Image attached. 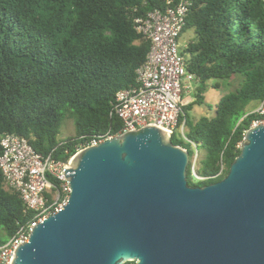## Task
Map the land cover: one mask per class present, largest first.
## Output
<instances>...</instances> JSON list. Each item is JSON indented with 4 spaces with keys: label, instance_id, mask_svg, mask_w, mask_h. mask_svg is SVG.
<instances>
[{
    "label": "trees",
    "instance_id": "trees-1",
    "mask_svg": "<svg viewBox=\"0 0 264 264\" xmlns=\"http://www.w3.org/2000/svg\"><path fill=\"white\" fill-rule=\"evenodd\" d=\"M186 1L181 32L190 30L193 38L180 52L195 77V93L181 106L178 125L184 122L191 144L174 136L170 141L189 153L188 185L205 186L227 175L243 132L256 119L247 108L264 100V0ZM178 3L0 0V137L14 134L36 153L66 163L78 145L114 131L115 94L134 86L150 47L133 21ZM234 78L237 87L217 100L211 115L190 118L193 107L204 103L205 87L219 89ZM64 119L72 121L74 135L58 141ZM195 154L201 181L191 175ZM32 218L5 188L0 170V246Z\"/></svg>",
    "mask_w": 264,
    "mask_h": 264
},
{
    "label": "water",
    "instance_id": "water-1",
    "mask_svg": "<svg viewBox=\"0 0 264 264\" xmlns=\"http://www.w3.org/2000/svg\"><path fill=\"white\" fill-rule=\"evenodd\" d=\"M188 151L153 126L80 150L66 204L11 264H264V124L220 181L190 186Z\"/></svg>",
    "mask_w": 264,
    "mask_h": 264
},
{
    "label": "built area",
    "instance_id": "built-area-1",
    "mask_svg": "<svg viewBox=\"0 0 264 264\" xmlns=\"http://www.w3.org/2000/svg\"><path fill=\"white\" fill-rule=\"evenodd\" d=\"M186 5V0H179L175 6L134 19L135 31L149 41L150 47L144 62L135 71L134 86L120 89L115 94L110 115L117 118L119 125L114 131H106L84 145H78L74 155L85 147L96 146L143 126L159 128L170 137L176 133L175 139L191 144L186 137L184 122L178 125L182 96L189 89V83L195 80L187 71L186 58L177 44ZM251 113L256 119L249 128L263 125L264 100ZM245 133L246 130L242 140ZM241 144L242 141L237 148L240 149ZM0 148V170L5 188L19 196L26 211L33 212L32 220L18 226L13 236L0 246V264H11L15 249L28 241L32 228L66 204L70 187L62 173L69 168L74 155L66 163L56 161L50 155L36 153L25 139L14 134L2 135ZM196 159L195 154L191 161V175L201 181L205 178L195 173Z\"/></svg>",
    "mask_w": 264,
    "mask_h": 264
},
{
    "label": "rangeland",
    "instance_id": "rangeland-1",
    "mask_svg": "<svg viewBox=\"0 0 264 264\" xmlns=\"http://www.w3.org/2000/svg\"><path fill=\"white\" fill-rule=\"evenodd\" d=\"M193 38V34L190 30H186L184 32H181L178 39L177 44L179 49L184 48L187 43ZM237 78H234L230 81V84H227L226 82L223 83L219 89H212L209 85L204 88L202 95L204 96V103L200 106H194L193 109L189 112V116L191 119H197L200 116H206L211 115L213 113L214 106L217 102V100L224 94H227L228 92H231L237 87ZM195 93V80L189 83V89L184 92V97L182 100V104H187L193 99ZM257 103L251 104L247 111L252 112L257 107ZM74 135V126L71 120L64 119L60 125L57 140L61 141L63 139H66L67 137H71ZM174 137H177V134H174ZM189 152L194 153L195 149L191 145L189 147Z\"/></svg>",
    "mask_w": 264,
    "mask_h": 264
},
{
    "label": "flooded vegetation",
    "instance_id": "flooded-vegetation-1",
    "mask_svg": "<svg viewBox=\"0 0 264 264\" xmlns=\"http://www.w3.org/2000/svg\"><path fill=\"white\" fill-rule=\"evenodd\" d=\"M129 264H136V261L128 262Z\"/></svg>",
    "mask_w": 264,
    "mask_h": 264
}]
</instances>
